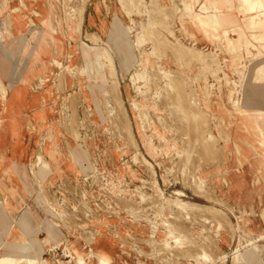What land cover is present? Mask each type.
<instances>
[{"label": "rangeland", "instance_id": "1", "mask_svg": "<svg viewBox=\"0 0 264 264\" xmlns=\"http://www.w3.org/2000/svg\"><path fill=\"white\" fill-rule=\"evenodd\" d=\"M86 1L66 0L67 17L64 0L56 2L52 8L60 38L56 51L50 46L58 57L63 44L67 50L64 58L53 55L50 60L60 73L71 70L62 69L69 60L77 64L88 57L91 78L82 83L92 84L85 88L86 98L77 92L79 77L73 75V85L64 87L58 69L50 73L45 58L50 51L37 36L31 51L40 64L32 63L20 79L27 87L35 77L36 94L47 93L40 91V79L47 81L44 87L50 86L55 96L47 103L49 120L58 127L63 151L77 148L81 154L77 172L71 169L68 180L55 184L52 179L43 181L33 169L30 172L34 155L25 159L26 208L35 201L47 236L53 238L47 221L54 220L58 238L56 242L44 238L40 254L37 247L18 243L16 252L0 256V264H19L18 258L28 264L31 257L47 258L53 264H102V260L107 264H264V227L255 232L243 223L244 217L264 221V34L259 36L261 28L250 25L245 0H198L195 7L191 0H132L131 13L125 9L131 0H119L128 18L116 17L101 45L81 29ZM13 5L9 17L16 7L30 15L25 0H13ZM215 9L219 24H213L219 28H212L210 38L195 29L193 20L197 12L213 14ZM12 26L5 25L0 40L14 49L18 35L26 31L14 34ZM123 34L126 37L115 40V35ZM30 39L29 35L24 41L27 47ZM178 43L202 50L205 59L191 64L177 61L171 47ZM79 55L84 58L78 60ZM109 62L115 70L112 78L110 69L103 70ZM99 64L101 80H95L92 75ZM76 94L83 99L78 98L79 104L74 101ZM8 100L0 109V129L14 112ZM44 105L34 109L38 117L45 118ZM29 140L26 132V143ZM152 148L155 156L149 153ZM143 156L152 163L151 172L141 162ZM226 189L230 198L225 197ZM211 193L220 199H210ZM6 204L2 199L1 206ZM180 205L193 209L187 207L186 214ZM244 209L249 212L242 215ZM166 221L173 232L168 233ZM117 222L127 228L125 235ZM25 233L26 237L27 229ZM223 239L229 244L225 246ZM69 243L84 252L98 247V253H90L88 259L68 255L64 246ZM217 244L222 254L214 253ZM106 250L113 254V262Z\"/></svg>", "mask_w": 264, "mask_h": 264}, {"label": "crops", "instance_id": "2", "mask_svg": "<svg viewBox=\"0 0 264 264\" xmlns=\"http://www.w3.org/2000/svg\"><path fill=\"white\" fill-rule=\"evenodd\" d=\"M25 1L29 6L28 14L30 15L24 14L22 12V9L19 10V8L16 7L14 9L15 15L12 18L11 16L9 17L8 13L11 7L16 6V5L12 6L13 0H0V34L6 32L5 31L6 24L13 25L11 30L14 34H17L20 31H26L24 33L25 35L22 34L18 35L17 47H14V49H12L7 42L4 44L0 40V80L4 85V87L6 88L5 98H3L4 95L0 90V109L3 106V103H5L8 98H10V100H8L9 104H11L10 107L14 109V112L8 114L5 117V121L2 125V128L0 129V256L13 254L14 252H16L15 250H17L18 243L19 244L25 243L27 245L29 244V247H33V248L37 247L38 248L37 253L40 254L41 246L45 244L44 240L51 241L52 239V241L56 242L58 238L57 229L54 227L53 224L54 220L52 221L46 220L51 230V237L53 238L50 239V237L47 236L46 224L43 221H41L42 213L41 210H36L37 204L35 201L31 204L32 208L30 207L29 210H27L26 208V201H27L26 185L27 183H29V176L26 174V170H25L26 156L29 154L30 156L34 155V158L30 166V170H31L30 172L32 173V169H33V171L37 175H39L43 181L46 179L50 181L49 179H52V183L54 184L61 180H68L69 176L72 174V171L77 172L76 166L79 164V162H77V158L81 157V154L79 153L77 148L68 151L67 148L65 147L68 153L66 154L64 153L63 148L59 141V137L61 135L58 131V127L54 123V121L49 120L51 110L49 106H47V103L52 102V100L55 99V96L53 95L50 86L46 85L44 87L47 81L42 82V80L40 79L41 81L40 91H46L47 93L36 94L38 89L32 88V84L36 81L35 77H33V80L30 82V84H27V87L20 80L22 76L24 77V74L30 69L32 63L34 65L40 64L39 60L38 61L35 60V58L33 57L34 55L31 51V50L34 51L33 45L35 44L34 41L35 36L39 37L37 39L40 40L43 47H45V49L48 51H50L51 49L50 46H52L53 50L56 51L57 49L56 42L58 41V38H60L58 35H56V32L60 24L59 22H55L54 20L55 15L53 14V8H52V7H56L57 5L56 2L58 0H43V1L25 0ZM47 1L48 4H46ZM65 2L66 0H64V9H65V17H67L68 14L70 13V10L68 9V6ZM132 2H133L132 0L130 1V3L124 2L125 9H127V11L130 13L132 11L131 8L132 6H130ZM30 9H37V10L33 11V13H30L29 12ZM73 10L74 9H72V11ZM79 10L82 11V7H80ZM119 15L124 19L126 17L128 18L127 13L123 9L122 4L120 3L119 0H87L83 6L81 29H84L85 34H88L87 36L90 39L93 36H96L99 39V42L97 44L101 45L102 37L107 39L113 20L116 17L119 18ZM27 29L30 32H27ZM92 32L98 33L101 38L98 36V34ZM29 35L32 37V39H30V46L27 47L25 45L26 42L25 40L28 39ZM125 35L126 34L119 36L115 35V40L118 38L122 39L126 37ZM0 37L4 39L3 36ZM115 45H117L116 42ZM131 48L136 49L137 47L131 46ZM66 51L67 50H65L63 44L61 55L59 57L56 54H54L53 51L52 52L50 51L49 55L45 57L50 67L49 68L50 73L52 72L53 68L56 67L50 62L53 55L59 59L64 58ZM82 57L83 55L82 56L79 55L80 59L78 58V60L84 58ZM87 59L88 57H85L83 62L77 61L80 62L77 64H74L73 62L75 59L71 61L68 59L70 62L68 61L66 64H64V68H62L63 70L66 68L71 69L69 70L68 74L60 73L59 68L56 67L59 73V74L57 73V75L61 76L60 81L63 83L64 87L72 86L73 78L75 77L80 78V83H79L80 90L77 92L80 93V96L81 94L84 95V98H86V93L88 91L85 90V88L88 87L90 84H92V83L89 84L82 83L84 79L91 78L88 72V70L91 67V64L86 61ZM98 67H97L98 70H96V72H94V75H92L95 80L96 79L101 80V65L99 64ZM109 68L110 67L105 66L103 70L108 71ZM73 75L75 77H73ZM23 86H25L26 88L22 89ZM102 93L105 94L103 83H102ZM33 94H36L35 101L32 98L34 96ZM82 100L83 99L81 98V101ZM72 102H73V98H72ZM42 103L45 104L44 105L45 118L38 117L34 112V109L40 108ZM18 108H20V110L15 111ZM85 110L88 109L86 108ZM1 115L2 114L0 113V117ZM90 115H92V112ZM259 118L261 117L259 116ZM26 132H28L29 135L31 136V140H35V142L29 140V143H26L25 141ZM53 133L54 136H52ZM42 134L44 135L42 136L40 142L42 144L40 146L39 138ZM32 143H35V147L33 148H31ZM45 146H49V148L51 147V149H48L46 151ZM149 153L152 156H155V151L153 150V148L150 149ZM41 156L44 159L43 162L40 159ZM141 162L145 163V165L150 170V172L151 170H153L152 163L145 156H143ZM32 164L38 166V170H35V166L32 167ZM226 186L227 189L230 190L231 184L228 183ZM228 190L225 193L226 198H230V194H228ZM232 190L233 188H231V191ZM209 197L210 198L212 197L211 199L214 201L220 199V197H217L214 194H210ZM2 199L5 200V203H7L6 205L1 206ZM228 206L232 207L233 210H235L232 205H228ZM44 207L47 208L48 205H44ZM187 207L189 206L187 205ZM187 207L182 208L181 211L187 214L188 209L190 208L193 209L191 206L188 209ZM247 211H248L247 209L241 210L242 215L247 214L249 212ZM186 214L185 217H188ZM259 215H260L259 217H261V214ZM239 218H241V216H239ZM222 219L226 221V224L227 223L229 224V227L230 225L232 226V224L226 219V217L224 218L222 217ZM107 221H109L108 217H107ZM222 223L223 221L219 220L217 225L218 224L221 225ZM243 223L246 225V228L248 230L255 232H259L262 229V227H264L263 225L264 221L262 217L261 218L256 217L254 219H251L250 217L249 218L244 217ZM117 224L120 227L119 230L121 234L125 235L127 232V228H125L121 222H117ZM163 224L165 226H168L167 227L168 233L173 232V230L171 229V224L169 222L166 221ZM26 229H27V235L25 237ZM128 230L132 231L131 228H129ZM43 231L45 233H43ZM7 232H9V234ZM34 239H36L37 241L32 243ZM223 241L225 246L229 244L227 242L228 240L223 239ZM69 244H65L64 246V250L68 255L77 253L79 257L84 256V258H87L86 256H89L90 253L91 254L98 253L97 252L98 247H96V249L91 248L88 251L84 252L82 249L79 250L78 247L74 245V243H69ZM33 252H35V250H33ZM107 252L111 256V262H113V254L109 251ZM100 260H101V256H100ZM17 262L19 264H26V260L22 258H18ZM120 263L121 262L117 264ZM28 264H53V263H51V261H49L47 258L31 257Z\"/></svg>", "mask_w": 264, "mask_h": 264}, {"label": "bare ground", "instance_id": "3", "mask_svg": "<svg viewBox=\"0 0 264 264\" xmlns=\"http://www.w3.org/2000/svg\"><path fill=\"white\" fill-rule=\"evenodd\" d=\"M186 2V1H185ZM245 2L247 3V7L249 8V12L250 14L248 15V21L250 22V25H252L253 28H261L258 32V35L259 36H262L264 34V28L262 26H264V20L262 21V23H257L255 22V18H259V17H264V0H245ZM191 3H193L194 7L195 5H197L198 3V0H191ZM189 9V8H187ZM127 10V9H126ZM201 11V10H200ZM218 12H219V9H215V11L212 13L210 12H204V11H201V12H197V14L195 15V18H194V24H195V29L198 31V32H203L207 37H210L213 35V30L212 28L213 27H218L217 24H219L218 22ZM248 12V13H249ZM130 13V12H129ZM215 17V18H214ZM10 22V21H9ZM215 23H217L216 25H214ZM255 31V30H254ZM258 35L256 37H258ZM255 36V34H254ZM144 37V36H143ZM141 38V37H140ZM93 41H96V42H99V39L95 36V37H92ZM91 39V40H92ZM147 40V39H146ZM165 40V39H164ZM221 40V39H220ZM155 41V40H154ZM168 41V40H167ZM179 41V40H178ZM231 43V41H229ZM172 44V43H171ZM179 44V43H178ZM173 44L172 47H171V50L173 51L175 57L177 58V61H180V62H186V63H195V62H199V61H203L206 57V54L202 51V50H199V49H195L194 47H188V46H182L181 44ZM183 44V43H182ZM169 50V49H168ZM216 50V49H215ZM215 52V51H214ZM104 53V52H103ZM102 53V54H103ZM172 53V52H171ZM107 54V53H106ZM105 54V55H106ZM104 55V54H103ZM104 55V56H105ZM109 55V54H108ZM107 55V58L109 57ZM173 55V56H174ZM102 57V58H106V57ZM111 57V56H110ZM112 58V57H111ZM111 58H108V60H110ZM112 62H113V59H111ZM111 62V61H110ZM109 62V65L106 66L107 67H110V72H109V75L112 77H114V67H112L113 63L110 64ZM200 63V62H199ZM105 67V66H104ZM211 87V86H210ZM211 89V88H210ZM0 90L1 92L3 93L4 97L6 96V89L4 87V85L2 84L1 80H0ZM182 91V90H181ZM80 96V95H79ZM78 94L75 95V99L74 101L76 102V104L80 103L78 100L79 98ZM81 98V97H80ZM79 98V99H80ZM195 106V105H194ZM247 112V111H246ZM145 114V113H144ZM145 116V115H144ZM194 133V132H193ZM205 141V140H204ZM194 143V141H193ZM205 151V150H204ZM210 156V155H209ZM206 157V156H205ZM207 158V157H206ZM210 158V157H208ZM210 160V159H209ZM184 162V161H183ZM179 163H181L179 161ZM183 165V164H182ZM181 165V166H182ZM188 177V176H187ZM192 185V184H191ZM157 187V186H156ZM197 187V186H196ZM195 190V188H194ZM198 190V189H197ZM199 193H202V192H199ZM212 194V193H211ZM156 195V194H155ZM158 195V194H157ZM208 195V194H207ZM212 198V197H211ZM210 198V199H211ZM215 198V197H214ZM179 204H183V203H179ZM186 204V203H185ZM183 204V205H185ZM183 205H180V208L183 207ZM187 206V205H186ZM185 207V206H184ZM189 208V207H188ZM213 208V207H212ZM232 208V207H230ZM207 210V209H206ZM211 210V209H209ZM208 211V210H207ZM206 211V212H207ZM211 212V211H210ZM217 213V212H216ZM13 214V213H12ZM220 215V214H219ZM220 220V219H219ZM228 227H229V224L227 223ZM226 226V225H225ZM230 227H232L230 225ZM228 229V228H227ZM230 229V228H229ZM231 230V229H230ZM208 243V242H207ZM214 249V248H213ZM206 251V250H205ZM203 252V251H202ZM215 254H222V250L220 248V246L217 244V249L214 251ZM209 255V254H208ZM235 257V256H234ZM235 258H233V261H234ZM238 259V258H237ZM236 261V260H235ZM102 264H107L106 261H103L101 262ZM234 263V262H233ZM236 263V262H235ZM238 263V262H237ZM236 263V264H237Z\"/></svg>", "mask_w": 264, "mask_h": 264}]
</instances>
